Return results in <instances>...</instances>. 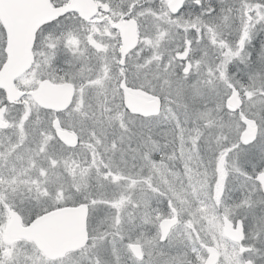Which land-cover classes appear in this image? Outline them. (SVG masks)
<instances>
[{
    "label": "snow or ice",
    "instance_id": "snow-or-ice-1",
    "mask_svg": "<svg viewBox=\"0 0 264 264\" xmlns=\"http://www.w3.org/2000/svg\"><path fill=\"white\" fill-rule=\"evenodd\" d=\"M0 264H264V0H0Z\"/></svg>",
    "mask_w": 264,
    "mask_h": 264
}]
</instances>
